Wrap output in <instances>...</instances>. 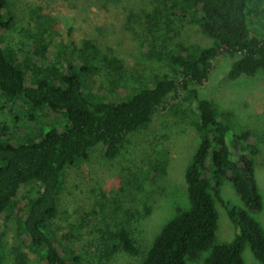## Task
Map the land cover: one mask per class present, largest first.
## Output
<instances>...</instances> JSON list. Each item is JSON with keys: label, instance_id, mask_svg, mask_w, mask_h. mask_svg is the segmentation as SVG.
<instances>
[{"label": "trees", "instance_id": "trees-1", "mask_svg": "<svg viewBox=\"0 0 264 264\" xmlns=\"http://www.w3.org/2000/svg\"><path fill=\"white\" fill-rule=\"evenodd\" d=\"M14 1L0 0V97L4 104L22 105L21 116L13 118L15 123L23 118L35 126L18 137L0 121V233L12 220L15 234L29 251L39 254L43 264L78 260L66 255L51 228L58 213L65 168L86 158L95 147H101L106 158L115 157L129 133L145 128L156 112L185 93L195 100L194 126L200 137L184 173L189 206L164 224L140 264H185L204 251L208 254L203 264H242L246 245L264 264V232L253 216L262 209L254 156L263 136H257L254 145H246L252 134L249 129L231 137L225 122L230 111H220L189 87L206 81L216 60L223 56L232 59L226 81L247 79L264 71V10L259 9L258 1L149 0L153 8L146 17L155 22L150 29L162 22L166 35L173 21H184L197 25L212 43L205 47L164 43L160 51L151 43L148 54L162 58L176 75L156 77L117 101L91 90L86 76L98 67L74 63L71 55L59 50L58 40L48 28L24 29L29 39L24 50L7 44L6 33L17 22ZM92 1L96 7L104 5L100 0ZM258 11L262 18L257 19ZM84 46L100 56L106 67L120 68L116 55L99 53L89 41ZM231 148L237 151L236 157ZM224 180L233 187L241 206L223 202L237 233L230 241L217 242L215 203L221 199ZM32 182L39 185L37 195L25 206H17L18 190ZM98 204L101 213L108 206L101 201ZM109 210L119 216L116 206L111 205ZM124 219L127 223V214ZM110 225L97 228L99 246L104 248L108 241H114L128 255L140 253L125 222L115 223V228ZM0 252L4 253L1 239ZM13 256L21 264L27 254L15 249Z\"/></svg>", "mask_w": 264, "mask_h": 264}, {"label": "rangeland", "instance_id": "rangeland-1", "mask_svg": "<svg viewBox=\"0 0 264 264\" xmlns=\"http://www.w3.org/2000/svg\"><path fill=\"white\" fill-rule=\"evenodd\" d=\"M256 1L259 9L264 10V0ZM100 2L104 4L102 7H96L92 0H15L17 22L6 33L5 42L24 50L29 44L24 29L48 28L54 32L59 50L71 55L74 63L98 67L86 76L87 85L114 101L139 86L150 84L156 77L176 75L162 58L148 54L151 43L156 51H160L164 43L200 47L212 43L203 37L197 25L184 21H173L172 30L166 35L162 22L158 23V28L150 29L155 22L146 17L153 8L149 0ZM261 15L258 11L257 19L262 18ZM86 41L97 46L101 54L116 55L120 68L106 67L107 63L100 56L88 52L84 46ZM231 63L228 57L218 58L208 79L201 85L189 87L195 88L198 97L212 101L220 111H230L225 122L231 137L249 129L252 134L246 145H254L257 136H263L254 156L262 209L253 216L264 232V71L247 79L226 81ZM116 66L114 64V68ZM185 95L171 100L166 108L156 112L145 128L129 133L115 157L106 158L102 148L95 147L86 158L65 168L58 213L51 221V228L66 255L77 257L78 260H70V264H140L142 255L164 224L188 208L184 173L200 137L194 126L195 100ZM22 110L21 104H4L0 97V121L18 137L35 126L23 118L15 123L13 118L21 116ZM44 115L48 117L45 112ZM231 151L236 157L235 148ZM38 189L35 182L22 185L15 197L17 206H25L37 195ZM220 197L215 203L218 214L216 241L225 242L233 239L237 228L229 220L223 202L237 206H241V202L227 180L220 187ZM99 201L108 205L102 213ZM111 205L116 206L119 216L109 210ZM125 214L128 215L127 223ZM123 222L140 248L137 255H128L118 249V242L108 241L104 248L98 245L100 225L108 223L115 228V223ZM14 226V221L10 220L0 233L4 250L0 252V264H17L13 256L15 249L27 254L21 264H43L39 254L29 251L15 234ZM105 253H108L106 257ZM207 254V251L201 252L195 260L185 264H203ZM242 261V264H260L247 245L242 251Z\"/></svg>", "mask_w": 264, "mask_h": 264}]
</instances>
